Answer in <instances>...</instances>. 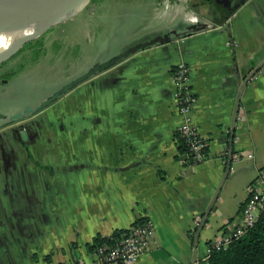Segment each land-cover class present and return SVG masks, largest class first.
Listing matches in <instances>:
<instances>
[{
    "label": "crops",
    "instance_id": "obj_1",
    "mask_svg": "<svg viewBox=\"0 0 264 264\" xmlns=\"http://www.w3.org/2000/svg\"><path fill=\"white\" fill-rule=\"evenodd\" d=\"M180 4L159 16L151 6L125 48L91 67L175 31L170 41L142 48L69 91V123L29 131L35 140L21 144V156L0 172V264L90 261L97 236L112 238L144 219L154 223L155 236L136 264H208L211 240L201 246V231L195 242L196 217L211 208L209 216L222 219L215 238L241 223L250 185L264 168V67L247 82L264 62V0ZM195 15L216 27L190 33ZM182 62L198 97L193 121L211 156L197 165L188 163L178 134L173 71ZM230 149L253 158L227 174ZM237 176L246 180V196L235 220L223 196L217 199Z\"/></svg>",
    "mask_w": 264,
    "mask_h": 264
},
{
    "label": "rangeland",
    "instance_id": "obj_2",
    "mask_svg": "<svg viewBox=\"0 0 264 264\" xmlns=\"http://www.w3.org/2000/svg\"><path fill=\"white\" fill-rule=\"evenodd\" d=\"M166 1L92 0L82 12L55 25L5 62L0 67V118L5 116L7 119L5 123L0 119V125L3 124L0 139H7L10 127L22 131L29 124L52 123L54 116L68 109L67 94L36 115L12 117L39 106L64 85L86 73L94 60L114 50H123L125 39L136 35L137 24L147 17L151 6L156 8L154 12L159 16ZM180 1L175 0V3L180 4ZM13 71L15 74L7 78ZM232 167V171H236L237 163L234 162ZM245 183V179L237 176L232 188L228 191L222 188L217 199L219 201L223 196L225 210L235 220L241 200L246 196ZM209 217L201 233V246L220 232L222 219L213 214Z\"/></svg>",
    "mask_w": 264,
    "mask_h": 264
},
{
    "label": "built area",
    "instance_id": "obj_3",
    "mask_svg": "<svg viewBox=\"0 0 264 264\" xmlns=\"http://www.w3.org/2000/svg\"><path fill=\"white\" fill-rule=\"evenodd\" d=\"M174 1L167 0L165 9L167 10ZM192 17L193 22L198 21V17ZM228 45L233 46L236 44L228 42ZM173 84L175 87L174 99L182 119L178 134L183 142L188 163L191 165L205 163L211 156L208 152L207 141L201 137L193 121L192 113L198 103V97L191 86V68L188 64L182 62L174 69ZM225 156L229 158V152H226ZM252 158V154L233 153L231 156L233 162ZM263 209L264 168L259 171L258 176L250 185L249 197L241 209V223L231 227L230 231L208 243L206 260L213 251L225 249L234 240L244 236L257 223ZM202 224L203 216L199 215L195 219L192 236H196ZM154 236V223L149 219H144L124 231L115 243L98 246L94 250L92 260H78L69 264H136L151 249Z\"/></svg>",
    "mask_w": 264,
    "mask_h": 264
},
{
    "label": "water",
    "instance_id": "obj_4",
    "mask_svg": "<svg viewBox=\"0 0 264 264\" xmlns=\"http://www.w3.org/2000/svg\"><path fill=\"white\" fill-rule=\"evenodd\" d=\"M1 1L2 0H0V6H1ZM10 1H11V4L8 5L9 8L6 11L7 12L6 15L13 14L15 12H16V15L11 21H9L4 26L2 31L3 33L10 32V31H17L16 33L17 35L15 36L14 40L11 42V44L7 48L0 51V66L3 65L5 62H8L10 59L15 57L16 55H18L28 43L41 37L46 32H48L51 28H53L55 25L60 24L74 17L78 13L82 12L91 3L92 0H25L22 4H21V0H10ZM0 13L2 12L0 11ZM196 17H198V21L192 22V25L188 28V31L190 33L202 32L210 28L216 27L213 22L208 21L204 18H201L200 16H196ZM174 34L176 35L175 31L171 33H167L164 36L157 38V39L149 40L143 43H138L132 46L131 48H129L128 50H125L124 52L120 53L119 55H116L110 58L109 60L95 64L86 73L78 77L76 80L64 85L63 88L56 91L47 100H45L43 103H41L36 108H29L24 113L17 114L13 116L12 118L13 119L22 118L30 113L34 115L40 113L41 111L46 109L48 106L53 104L55 101H57L59 98L63 97L69 91H71L78 85L84 83L88 79L114 67L119 62L130 57L132 54L136 53L142 48H146L148 46H152L158 43H164V42L170 41L172 39L171 38L172 35ZM263 67H264V62L261 64V66L253 70V72L248 77L247 82L250 79L254 78L255 75ZM240 95L241 94L238 95L239 99H240ZM238 112H239V103L237 104L235 117H234V124L231 130L232 138L234 137V132H235L234 130L236 127V122L238 120ZM232 154H233V151L232 149H230L229 161H228L227 169H226L227 174L231 170ZM225 177L223 181L225 180ZM210 213H211V208L206 212V214L202 215L203 224L199 228L195 236V242L197 241L198 236L203 230L205 224L207 223ZM194 264H196V260L194 261Z\"/></svg>",
    "mask_w": 264,
    "mask_h": 264
},
{
    "label": "trees",
    "instance_id": "obj_5",
    "mask_svg": "<svg viewBox=\"0 0 264 264\" xmlns=\"http://www.w3.org/2000/svg\"><path fill=\"white\" fill-rule=\"evenodd\" d=\"M33 43L34 41L28 43L21 52ZM13 74H15L14 71L8 73L7 78L13 76ZM142 221L140 220L139 222ZM123 232H115L112 238L97 236L93 244L88 247L91 250H95L98 246L113 244ZM206 261L208 264H264V209L257 223L244 236L234 240L225 249L213 251Z\"/></svg>",
    "mask_w": 264,
    "mask_h": 264
},
{
    "label": "flooded vegetation",
    "instance_id": "obj_6",
    "mask_svg": "<svg viewBox=\"0 0 264 264\" xmlns=\"http://www.w3.org/2000/svg\"><path fill=\"white\" fill-rule=\"evenodd\" d=\"M65 113H67V114L64 115ZM59 114H60V116H59ZM59 114L57 116H54L52 123L29 124L25 128H23L22 131H21V129L16 130V129L10 127L11 130H10V132H8L7 139H5V140L0 139V172L4 173L5 171H9L8 166L10 167V165H12V160H15L16 158L18 159L21 156L20 155L21 144L24 145L27 143V141L29 142V141L35 140L34 136L36 133L29 134L28 133L29 131H36L43 124L44 125L45 124L67 125L69 123L68 122V109L66 111L64 110V112H60ZM0 119H3L4 120L3 123H5V120L7 119V117L5 118V116H3ZM0 127H3V124H1ZM6 128H9V127H6ZM5 133H7V132H5ZM0 138H1V135H0ZM5 143L10 144L11 147L6 145ZM16 148H18V149H16ZM15 162H17V161H15Z\"/></svg>",
    "mask_w": 264,
    "mask_h": 264
},
{
    "label": "bare ground",
    "instance_id": "obj_7",
    "mask_svg": "<svg viewBox=\"0 0 264 264\" xmlns=\"http://www.w3.org/2000/svg\"><path fill=\"white\" fill-rule=\"evenodd\" d=\"M25 0H21V4L24 2ZM11 4L10 0H2L1 1V6H0V11L2 13H0V51L4 50L5 48H7L11 42L14 40L15 36L17 35V31H10V32H4L3 33V28L4 26L11 21L15 15L16 12L13 14H8L6 15V11L9 8L8 5ZM20 4V6H21Z\"/></svg>",
    "mask_w": 264,
    "mask_h": 264
}]
</instances>
